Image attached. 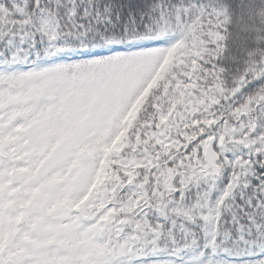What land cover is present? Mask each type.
Returning <instances> with one entry per match:
<instances>
[{"label": "snow or ice", "instance_id": "6c2138e0", "mask_svg": "<svg viewBox=\"0 0 264 264\" xmlns=\"http://www.w3.org/2000/svg\"><path fill=\"white\" fill-rule=\"evenodd\" d=\"M0 264H264V0H0Z\"/></svg>", "mask_w": 264, "mask_h": 264}]
</instances>
